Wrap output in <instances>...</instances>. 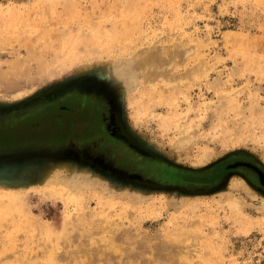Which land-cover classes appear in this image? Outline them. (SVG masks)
I'll use <instances>...</instances> for the list:
<instances>
[{
    "label": "rangeland",
    "instance_id": "rangeland-1",
    "mask_svg": "<svg viewBox=\"0 0 264 264\" xmlns=\"http://www.w3.org/2000/svg\"><path fill=\"white\" fill-rule=\"evenodd\" d=\"M85 74L112 89L130 134L188 168L128 152L148 174L226 179L160 189L43 162L28 184L0 181V264H264V189L225 166L264 171V0H0V103ZM65 103L0 117V151L101 135L98 112Z\"/></svg>",
    "mask_w": 264,
    "mask_h": 264
},
{
    "label": "water",
    "instance_id": "water-1",
    "mask_svg": "<svg viewBox=\"0 0 264 264\" xmlns=\"http://www.w3.org/2000/svg\"><path fill=\"white\" fill-rule=\"evenodd\" d=\"M72 89H78L82 92L95 91L104 94L109 104L108 127L111 134L123 139L127 145L136 152L154 160L169 163L177 168L188 169L169 162L166 158L143 144L136 136L130 134L126 127L121 106L118 103L114 92L106 83L94 77L92 74H85L61 81L15 103H0V117L21 111L41 101L57 98ZM53 160H68L72 163L82 164L87 168L101 172L117 181L119 180L121 182L136 184L138 186L160 189L178 188L180 190L202 191L206 187L207 189H210V186L214 185L218 180L226 179V175H222L215 182L197 184V186H194L195 188H192L189 186L192 184L182 183L178 180L158 179L147 172L138 169L137 166L128 167L123 163L116 164L110 159H107L106 154L102 153V151H96L93 153L92 148L87 147L80 149L76 143L71 142L65 147L56 149L0 151V181L23 182L24 184H28L29 182H32L29 178L30 171L37 170L38 165L43 162ZM217 162L218 161L200 168L199 170L210 167ZM241 163L243 162H234L233 164H229L228 167L236 166ZM262 181H264V176H262ZM250 184L252 183L250 182Z\"/></svg>",
    "mask_w": 264,
    "mask_h": 264
},
{
    "label": "flooded vegetation",
    "instance_id": "flooded-vegetation-1",
    "mask_svg": "<svg viewBox=\"0 0 264 264\" xmlns=\"http://www.w3.org/2000/svg\"><path fill=\"white\" fill-rule=\"evenodd\" d=\"M60 100H64L66 102L65 104H60L59 107L62 110H69L71 107H73L76 103L80 105V107H88V109L92 110V112L96 113L97 117H99V121L96 118L95 122H88V126L91 127V129H95L97 131V127L99 126L101 132L99 135L98 132H95L92 134L91 137H80L79 141L80 144H77L79 148H95L96 150H101V151H106L108 148L113 149L116 156L122 158L123 162L130 163L133 166H137L138 169L145 171V172H150L146 168H143L142 166L136 164L134 160H131V157H128L126 154H131V156H137L139 153L136 152L134 149L129 147L127 143L119 138L116 135H112L110 132V129L108 127V116H109V104L106 96L102 93H97L95 91L92 92H82L78 89H72L69 90L68 92L64 93L63 95L51 99V100H45L41 101L31 107L35 106H46L48 105L47 108L55 106L54 103H57ZM96 140L95 143L92 141ZM137 154V155H136ZM140 158H145L143 159L144 161L155 164V162L150 159L149 157L143 156L139 154ZM234 162H243L241 164H237L236 166H229V164H233ZM153 164V165H154ZM225 166H226V171H236L241 173L245 178H247L252 184L263 188L264 189V181H262V176H264V171L260 168L257 167L256 164L253 163V161L247 159V158H242V157H235V158H228L225 160ZM150 174H152L150 172ZM154 175V174H153ZM173 178V176H172Z\"/></svg>",
    "mask_w": 264,
    "mask_h": 264
},
{
    "label": "trees",
    "instance_id": "trees-1",
    "mask_svg": "<svg viewBox=\"0 0 264 264\" xmlns=\"http://www.w3.org/2000/svg\"><path fill=\"white\" fill-rule=\"evenodd\" d=\"M143 159H145V158H143ZM213 169H214L213 167L212 168L205 169V170L201 171L200 173H198L196 175H198V176H204V175L207 176V175H210V174H212ZM169 170H172V169H169Z\"/></svg>",
    "mask_w": 264,
    "mask_h": 264
},
{
    "label": "crops",
    "instance_id": "crops-1",
    "mask_svg": "<svg viewBox=\"0 0 264 264\" xmlns=\"http://www.w3.org/2000/svg\"><path fill=\"white\" fill-rule=\"evenodd\" d=\"M150 159H152V158H150ZM153 161H154V159H152ZM155 162V161H154ZM221 177V176H220ZM219 177V178H220ZM168 180H178V181H181V182H184V181H182V179H179L178 177H173V178H168ZM215 181H217V180H213V181H211V182H209V183H212V182H215Z\"/></svg>",
    "mask_w": 264,
    "mask_h": 264
},
{
    "label": "bare ground",
    "instance_id": "bare-ground-1",
    "mask_svg": "<svg viewBox=\"0 0 264 264\" xmlns=\"http://www.w3.org/2000/svg\"><path fill=\"white\" fill-rule=\"evenodd\" d=\"M202 157V156H201Z\"/></svg>",
    "mask_w": 264,
    "mask_h": 264
}]
</instances>
